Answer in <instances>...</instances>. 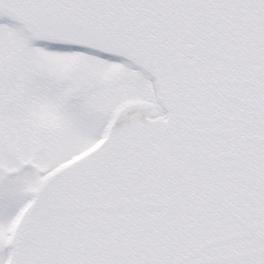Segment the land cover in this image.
I'll return each mask as SVG.
<instances>
[{"label":"water","instance_id":"water-1","mask_svg":"<svg viewBox=\"0 0 264 264\" xmlns=\"http://www.w3.org/2000/svg\"><path fill=\"white\" fill-rule=\"evenodd\" d=\"M1 21L124 61L158 102L36 188L8 264H264V0H0Z\"/></svg>","mask_w":264,"mask_h":264},{"label":"rangeland","instance_id":"rangeland-1","mask_svg":"<svg viewBox=\"0 0 264 264\" xmlns=\"http://www.w3.org/2000/svg\"><path fill=\"white\" fill-rule=\"evenodd\" d=\"M23 45L24 41L15 30H10L5 26H0V144H10V146L13 147H15L14 145L17 144L15 140L16 137H14V135L16 136L20 134L22 137H25L26 134H28V132L26 131H29L28 129H26V127H23V124L26 123L25 115L27 110H25L24 108V106H26V102L23 103L24 106L22 109L18 107L17 113L11 112L6 106L4 107V105L7 103L8 93H11L12 91V94H14L13 96L16 98V100L20 101L19 98L21 97V86L25 82L22 78V73L25 70L24 66H26L25 60L28 59L30 64L33 63V60L31 61L29 59V56H31V52H29V49H24L25 46ZM71 58L72 56L68 57L61 55L43 56V61L42 63H40L41 76L38 80L36 78L37 81L35 83L37 84L35 86H32L30 89L32 98H29L32 99L33 102L37 105L36 112L40 114V117H44V121L51 122L47 125V127L52 133L54 131L58 132L57 142L55 141L56 138H54V141L46 142L50 144L52 148L49 152L50 155L48 156V158H46L47 160L45 161L42 159L45 162H43L41 159L37 160V163L40 165V169H42V172L48 171L65 159L82 151L88 145L92 144L98 136L95 135L92 139L76 137L72 140V126H68V123L70 121H75V119L83 113V106L82 104L77 102L70 106H63L61 98H59V94L61 93L60 88L52 85V81L56 77H61L65 73L72 71V68L74 67L91 68L93 75L98 72V75L109 78V70L113 68V65L102 63L99 61H96V63H89V60L85 59L82 56H75V58H72L80 61L76 66L67 65L66 60ZM22 59H24V61ZM14 60H22L16 64V67L20 65L21 72L18 73V75L15 77L17 79H14L13 84L11 83V85L7 87V85L5 84L6 76L9 73L8 70L13 67L11 65ZM30 64H27L28 69H30ZM37 65H39V63ZM77 72H80L81 76H83L84 73L87 74V72H84L82 70H77ZM43 73L44 75L42 76ZM70 74L72 75V73ZM69 78L70 79L67 78L64 81L65 83H69V85L65 84L66 88H68L69 86L71 90L72 87L70 85H79L80 75L76 73ZM72 79L74 80L72 81ZM122 81L127 85L128 81L122 77L114 82L118 84L122 83ZM111 87L116 90V86L112 85ZM56 92H58V95L55 97ZM129 93L130 92H125L123 93V95L118 96L119 98L110 96L108 108L106 109L107 113L112 110L117 103L123 100L122 97H125L126 94ZM33 116L35 117V115ZM12 129L13 131H11ZM24 143L28 144L29 141L24 140ZM15 149V155H17L16 157L19 156L20 158H16L15 155L13 156L12 154H9L11 148L9 149V151L0 149V152L5 151L0 154V179L5 178L4 182L0 180V210H4L2 212L0 211V264H2L4 258V253L2 250V243L5 238L4 232L6 228H8V224L15 217L18 209H20L22 204L25 202L27 198V192L28 190L30 191L32 189L31 186L33 182V177L30 174V171H25V174L21 172V175H17L21 179V183L19 185L12 184L16 176L13 175L11 171L17 169V163L22 165L23 159H26L30 155V152L27 153L28 147L24 146L22 143L16 146ZM15 149L13 150L15 151ZM23 177L26 178L25 180L27 182H29L28 185H25L23 183Z\"/></svg>","mask_w":264,"mask_h":264},{"label":"flooded vegetation","instance_id":"flooded-vegetation-1","mask_svg":"<svg viewBox=\"0 0 264 264\" xmlns=\"http://www.w3.org/2000/svg\"><path fill=\"white\" fill-rule=\"evenodd\" d=\"M35 58V55L33 56ZM33 58V59H34ZM38 62V60H36ZM61 127V126H60ZM99 127L97 124L95 127L93 125H88L86 123H72V139L87 138ZM34 136V135H32Z\"/></svg>","mask_w":264,"mask_h":264}]
</instances>
